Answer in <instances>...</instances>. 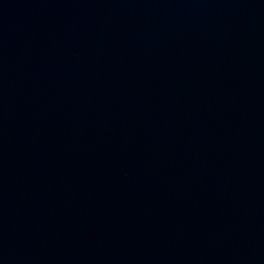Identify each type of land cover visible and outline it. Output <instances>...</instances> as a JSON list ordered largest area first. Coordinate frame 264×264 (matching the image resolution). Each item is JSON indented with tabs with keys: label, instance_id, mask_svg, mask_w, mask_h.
Listing matches in <instances>:
<instances>
[{
	"label": "water",
	"instance_id": "obj_1",
	"mask_svg": "<svg viewBox=\"0 0 264 264\" xmlns=\"http://www.w3.org/2000/svg\"><path fill=\"white\" fill-rule=\"evenodd\" d=\"M0 264H264V0H0Z\"/></svg>",
	"mask_w": 264,
	"mask_h": 264
}]
</instances>
